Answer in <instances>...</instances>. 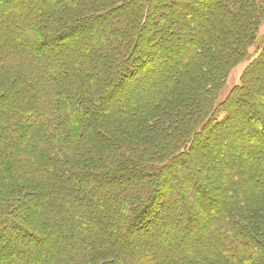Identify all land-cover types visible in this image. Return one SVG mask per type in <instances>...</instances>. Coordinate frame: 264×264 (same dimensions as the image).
I'll list each match as a JSON object with an SVG mask.
<instances>
[{"label":"trees","instance_id":"obj_1","mask_svg":"<svg viewBox=\"0 0 264 264\" xmlns=\"http://www.w3.org/2000/svg\"><path fill=\"white\" fill-rule=\"evenodd\" d=\"M263 19L264 0H0V252L28 241L0 264H264V45L216 107ZM149 73L145 103L96 104Z\"/></svg>","mask_w":264,"mask_h":264},{"label":"rangeland","instance_id":"obj_2","mask_svg":"<svg viewBox=\"0 0 264 264\" xmlns=\"http://www.w3.org/2000/svg\"><path fill=\"white\" fill-rule=\"evenodd\" d=\"M114 2H117V0H113ZM174 14L173 12H169V15H167L166 17L169 18V17H172ZM95 24H91L90 25V29L88 32H94L96 30V26H94ZM264 45V19H263V22L261 24V27H260V30H259V33H258V40L255 44H253L252 46L249 47V50H248V55L247 57L239 64L237 65L236 67H234L232 69V71L230 72L227 80H226V83H225V86L224 88L221 90L220 94H219V98L216 102V107H219L221 104H223L229 97L231 91L233 90V88L238 85L240 83V78H241V75L243 73V71L245 70L246 66L249 64V62H251L256 56L257 54L259 53L260 49L262 48V46ZM83 44H78V48H83L82 47ZM76 54V51L73 55ZM62 58L65 56V53L62 54ZM75 57V56H74ZM157 77V75L155 73H149V74H145L144 76H142L141 78H131V79H128L127 82H126V86L124 87V95L121 94L120 97H115L114 99H110V100H107L105 99V97H100L98 100H97V103L96 104H99L101 106L104 107V109L106 108L108 111H110V113L114 114L115 113V110L116 108L119 109V112L120 110L124 107V105L126 103L129 104L130 100L132 99V97H138L141 102L145 103V99L144 97H146V93L148 92V90L151 88L150 84H152V82L154 80H156L155 78ZM127 92H131V96L127 93ZM108 97V96H107ZM105 116V115H104ZM112 118V117H111ZM110 118V120H111ZM219 120L223 119V115H220V117L218 118ZM18 137L20 138V136L18 135ZM212 146L216 147V148H219V142L215 141L211 144ZM241 150H243V147H240ZM249 156V155H248ZM242 161H245L246 163V159L244 160L243 157H240ZM250 159V157H249ZM248 159V160H249ZM193 162V160H189L188 162L183 160L182 161V166H190V164ZM248 162V161H247ZM245 168H246V164H245ZM183 168H181L180 166H177L174 168L173 170V173L177 176L179 175V172L182 171ZM76 180V183L75 185H78V187L80 189L83 188L84 185H91L93 182V180L91 179H74ZM75 182V181H74ZM114 183H121L119 181L117 182H114ZM170 191H173V188L172 186L170 187ZM90 197H92V199H94L97 195L96 193H93L91 192L90 195H88ZM87 198V197H86ZM89 198V197H88ZM211 223V222H210ZM144 233V232H143ZM142 234V233H141ZM140 233L137 235V237H140L139 235H141ZM132 237L133 239V242H136V238L135 236H130ZM145 235L143 234L140 238H144ZM139 238V239H140ZM202 239V238H201ZM138 241V239H137ZM0 242L2 243H6L7 242H10V239H6V238H1L0 239ZM13 242H15V245L17 246H13L11 248L8 249V252H6V250H2L0 252V258H1V261L4 262L5 259L8 258V255H15V256H21L22 255V251L20 250V246L18 245H21V244H24L25 246H28V241L27 239H22V238H17L15 240H13ZM52 242V241H51ZM32 244V245H31ZM30 245L33 247V250L34 249H38L37 247V243L34 242L33 240L31 241ZM12 246V245H11ZM54 247V246H52ZM51 248V244H48L46 246H44L42 248L43 251H48L49 249ZM32 250V251H33ZM39 261V259L37 260Z\"/></svg>","mask_w":264,"mask_h":264}]
</instances>
